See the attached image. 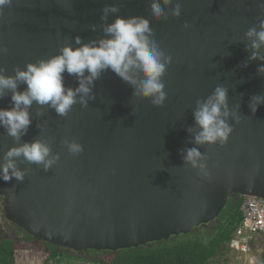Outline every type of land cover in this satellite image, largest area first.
Returning <instances> with one entry per match:
<instances>
[{
	"label": "water",
	"instance_id": "obj_1",
	"mask_svg": "<svg viewBox=\"0 0 264 264\" xmlns=\"http://www.w3.org/2000/svg\"><path fill=\"white\" fill-rule=\"evenodd\" d=\"M179 2L182 15L167 20L152 17L150 0H11L3 6L0 48L7 52L0 53V66L8 74L55 54L77 35L84 41L103 35L101 9L113 3L120 15L148 17L155 39L173 57L162 107L134 98L132 87L111 71L95 82L96 99L87 108L77 103L62 117L32 105V123L18 143L47 140L59 160L45 171L19 158L18 166L28 169L24 180L0 179L5 216L25 233L72 251L117 250L213 221L231 195L264 198V105L255 114L248 106L252 95H264V73L257 72L261 61L248 59L245 37L264 18V0ZM64 82L78 86L67 73ZM217 85L228 88L229 106L239 105L242 118L225 145H197L195 132L187 131L199 130L196 100ZM6 107L10 94L0 99ZM65 137L83 151L70 153ZM14 143L0 127V163ZM192 147L207 155V175L182 159L181 150Z\"/></svg>",
	"mask_w": 264,
	"mask_h": 264
},
{
	"label": "clouds",
	"instance_id": "obj_2",
	"mask_svg": "<svg viewBox=\"0 0 264 264\" xmlns=\"http://www.w3.org/2000/svg\"><path fill=\"white\" fill-rule=\"evenodd\" d=\"M9 3L11 0H0V11ZM260 8L264 11V2L260 3ZM150 12L156 20H167L169 15L179 18L182 4L179 0H150ZM119 13L120 8L114 3L101 9L103 35L97 38L84 41L77 35L74 40L62 43L55 54L29 61L23 67L15 66L12 74L0 66V99L10 94V107L0 108V127L15 141L0 163V179L10 181L15 177L18 181L24 180L28 169L18 166L19 158L42 166L45 171L59 160V153L53 155L52 144L47 140L37 138L18 143L32 123L30 109L34 103L41 108L47 106L62 117L67 116L77 103L87 108L89 101L96 99L95 82L104 72L111 71L132 87L134 98L149 99L155 107L165 104L168 93L163 77L172 63V55L166 53L155 39L148 17ZM110 15L115 16L111 22ZM184 27L187 29L191 25L185 21ZM96 28L92 25L93 31ZM245 37L250 41L246 45L251 52L248 59L261 61L257 72L264 73V52L261 51L264 49V18H259L258 24L246 31ZM6 52V48H0V53ZM244 66L247 67V62ZM65 73L74 76L78 86L66 87ZM20 85L26 87L21 90ZM261 105H264V95L250 97L248 106L252 114ZM38 114L43 115V112ZM193 116L199 130L189 127L187 131L195 132V144L218 143L221 146L228 142L234 124L240 123L242 118L239 105L230 108L228 88L223 85H217L206 99L196 100ZM62 142L73 155L83 151V145L74 138L65 137ZM181 156L186 164L208 174L207 155L199 148L182 149ZM230 241L227 246L231 250Z\"/></svg>",
	"mask_w": 264,
	"mask_h": 264
},
{
	"label": "trees",
	"instance_id": "obj_3",
	"mask_svg": "<svg viewBox=\"0 0 264 264\" xmlns=\"http://www.w3.org/2000/svg\"><path fill=\"white\" fill-rule=\"evenodd\" d=\"M242 200V194L231 195L219 216L186 233L174 234L167 239L137 247L88 249L79 252L88 256L94 254L86 258L67 255L64 252L66 248L36 239L4 216L5 222L20 229L21 236L17 239L0 238V264H16L26 256H38L45 264L68 258L87 259L93 264H208L219 253L228 249L227 243L243 217L240 208ZM2 214L5 215L4 209ZM262 263L264 264V259Z\"/></svg>",
	"mask_w": 264,
	"mask_h": 264
},
{
	"label": "built area",
	"instance_id": "obj_4",
	"mask_svg": "<svg viewBox=\"0 0 264 264\" xmlns=\"http://www.w3.org/2000/svg\"><path fill=\"white\" fill-rule=\"evenodd\" d=\"M242 221L235 230L230 241L234 254L249 256L257 238L264 240V199L254 196H244L241 204Z\"/></svg>",
	"mask_w": 264,
	"mask_h": 264
},
{
	"label": "rangeland",
	"instance_id": "obj_5",
	"mask_svg": "<svg viewBox=\"0 0 264 264\" xmlns=\"http://www.w3.org/2000/svg\"><path fill=\"white\" fill-rule=\"evenodd\" d=\"M2 206L0 205V222H3L2 217ZM64 252L69 256H79V257H92L88 256L85 253L75 252L69 249H65ZM96 256V255H95ZM264 259V240L260 237L254 241L253 251L249 256L237 255L234 254L229 248L223 250L216 257L213 258L208 264H263L262 260ZM16 264H45L43 260L38 256H26ZM48 264H93L85 260L68 258L62 259L61 262L54 263L53 261Z\"/></svg>",
	"mask_w": 264,
	"mask_h": 264
},
{
	"label": "flooded vegetation",
	"instance_id": "obj_6",
	"mask_svg": "<svg viewBox=\"0 0 264 264\" xmlns=\"http://www.w3.org/2000/svg\"><path fill=\"white\" fill-rule=\"evenodd\" d=\"M0 205L3 206V209H4V199L2 196H0ZM4 216L5 215L2 214V217ZM3 221H4V218H3ZM20 236H21L20 229L15 227L12 223L5 222V221L4 223L0 222V238H16L17 239Z\"/></svg>",
	"mask_w": 264,
	"mask_h": 264
}]
</instances>
